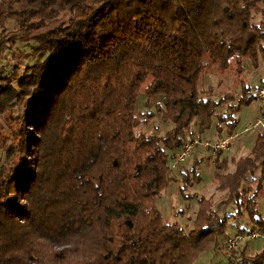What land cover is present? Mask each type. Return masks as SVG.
<instances>
[{"label": "trees", "instance_id": "16d2710c", "mask_svg": "<svg viewBox=\"0 0 264 264\" xmlns=\"http://www.w3.org/2000/svg\"><path fill=\"white\" fill-rule=\"evenodd\" d=\"M263 5L0 0V61L16 45H35L15 51L10 70L0 66V264H201L212 248L231 262L264 264V249L247 255L226 245L230 218L254 226L241 233L264 230V131L247 155L216 153L223 214L199 195L183 226L156 202L174 180L175 152L213 127L233 135L243 107L259 99L261 85L245 73L264 61V18L255 19ZM213 65L234 66L240 92L202 93ZM157 116L172 126L144 130ZM199 163L179 166L187 200L202 180Z\"/></svg>", "mask_w": 264, "mask_h": 264}, {"label": "rangeland", "instance_id": "374dc122", "mask_svg": "<svg viewBox=\"0 0 264 264\" xmlns=\"http://www.w3.org/2000/svg\"><path fill=\"white\" fill-rule=\"evenodd\" d=\"M262 10L264 11V5L262 6ZM260 18H264V13H262L261 11L255 12V19L260 20ZM15 27V24L10 23L9 25H7V30H12ZM34 47L35 45H16L15 49L5 52V59L0 61V66L7 67L10 70L15 64V61L13 60L15 51H17L18 53L30 52L34 49ZM34 61V58H30L27 60H22L20 62H23L24 64H33ZM233 67L234 66H231L228 70L222 71L216 65H213L211 67L210 73H207L203 79V83L200 86L201 92H207L210 86L213 87L214 97L221 96L226 92H240V88L237 89V78L233 72L235 67ZM246 67L247 71L245 73V76L246 78H248L253 87L255 86L254 89H256L257 86L263 85L264 61L260 62L258 68L252 67L249 63L246 64ZM151 80L152 77L150 76L144 81L142 86L143 90L145 87H147ZM141 103H144L143 98H141ZM263 108V101L260 99H257L251 104L243 107L239 114L240 122L235 130V132L238 133V136L231 139L229 143H227L225 148L222 149L224 151L222 155L223 157H226L228 159L239 158L250 153L257 132L262 131L261 129L253 128L251 125L256 118L260 117L263 114ZM146 109L147 108L143 106L140 107V110L142 111ZM171 126V124H163V122H161L160 120V117L157 116L154 121L144 127V130L164 133ZM196 137L200 140V143L197 145L195 151L188 157V159L181 164L182 168H190L194 165L196 160L200 161L199 172L202 176V180L190 190L191 193L195 194L194 198L187 200L182 195L180 189V183L182 179L180 173L181 167H178L170 171L172 174L171 177L174 178V180L171 181L170 187L163 193L162 197L156 199V202L162 210L165 220L169 222L177 220L183 226H185L188 222L191 223L190 218L195 217V212L198 208L197 200L199 198V195L211 198L215 204L217 212L221 214H223L224 211L223 200L227 198L226 192L218 189L217 185L213 182L216 172L214 161L217 156L215 146L221 144L222 139L226 138L227 135H218L215 127H213L211 130H208L205 134H203V136L195 135L193 138H189V140H193ZM0 157H4V154L1 150ZM230 169L234 170V166L230 165ZM258 207L264 218V191L259 196ZM183 210L185 212L182 214L181 211ZM225 210L227 212H231L233 210L232 205L227 206ZM247 222L242 219L237 221L233 218H230L228 220L226 237L239 232L241 228H246L248 230L254 228V226L249 221ZM224 244L225 242L223 239V248L225 246ZM242 249L246 251L247 255L256 254L264 249V240L260 238H249L244 242ZM237 255L238 258L240 256V252L237 253ZM242 260L243 259L240 257L237 260L231 262L229 261V257H227L223 253V251L212 248L211 250L201 254L198 262L201 264H239V262Z\"/></svg>", "mask_w": 264, "mask_h": 264}, {"label": "built area", "instance_id": "2783aa9c", "mask_svg": "<svg viewBox=\"0 0 264 264\" xmlns=\"http://www.w3.org/2000/svg\"><path fill=\"white\" fill-rule=\"evenodd\" d=\"M257 96L260 100L263 101V107H264V84L261 85L257 89ZM251 126L253 128H258L264 131V111L260 117L255 119V121L253 122ZM237 136H238V133L235 132L233 135H227L226 138L222 139L221 144H219L218 146H215L216 153L218 150L220 149L222 150L223 148H225L227 143H229L231 139ZM199 143H200V140L197 137L193 140H187L184 143V145L175 152L174 157L172 159V164H171L172 169H176L182 163H184L188 159V157L195 151ZM249 238H252V239L260 238L264 240V230L255 229V230L245 232V233H241V232L234 233L233 235L227 238V241H226L227 249L229 251L237 252L243 247L244 242Z\"/></svg>", "mask_w": 264, "mask_h": 264}]
</instances>
